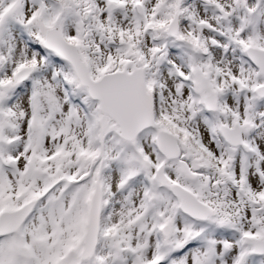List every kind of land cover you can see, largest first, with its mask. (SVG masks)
<instances>
[{
	"label": "snow or ice",
	"instance_id": "obj_1",
	"mask_svg": "<svg viewBox=\"0 0 264 264\" xmlns=\"http://www.w3.org/2000/svg\"><path fill=\"white\" fill-rule=\"evenodd\" d=\"M0 264H264V0H0Z\"/></svg>",
	"mask_w": 264,
	"mask_h": 264
}]
</instances>
